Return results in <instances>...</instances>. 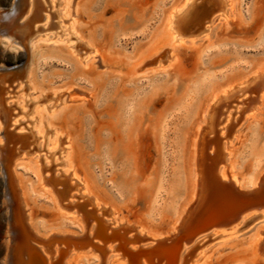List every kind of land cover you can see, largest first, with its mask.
I'll return each mask as SVG.
<instances>
[{"label": "rangeland", "instance_id": "rangeland-1", "mask_svg": "<svg viewBox=\"0 0 264 264\" xmlns=\"http://www.w3.org/2000/svg\"><path fill=\"white\" fill-rule=\"evenodd\" d=\"M41 1L45 9H51L36 5L31 14L36 20L30 23L39 26V16L48 13L56 24L51 28L54 39L61 37V42H38L27 54L2 36L16 28L22 7L18 0H0V29H4L0 30V67L19 65L27 55L29 70V86L22 90L8 80L3 82L2 76L0 107L6 106L12 114L21 105L30 109L44 98L50 97L47 103L54 106L60 102L57 108L40 110L42 123L60 135L59 149L52 153L47 150V139L31 132L38 125L21 132L22 125H10L9 120L0 125L7 155L6 159L0 157V264L8 263L10 245L16 253L13 264H29L23 252L27 245L29 259L34 260L42 246L52 264H111L117 254L126 264H141L142 260L158 264V257L152 261L151 254L176 251L184 264H264V254L256 248L264 219L257 216L242 225L239 235L226 239L208 234L199 240L198 236L213 227L196 232V226L189 230L183 224L169 238L184 208L192 203L193 143L205 109L233 83L240 90L229 100L227 110H240L231 114L227 131H235L230 155L238 190L251 189L264 173V100L254 114L244 113L259 84V79L250 83V76L260 70L264 73V0H232L228 12L213 13L220 16L214 18L208 32L172 46L170 33L175 28L167 19L183 0H54L53 8L50 0ZM189 1L194 9L190 18L207 2ZM14 4L17 9L11 14L8 8ZM62 39L72 43L81 61ZM90 47L95 51L89 52ZM164 48L166 56L173 51L175 62L162 69L153 56ZM222 125L217 124L206 137L220 136L217 129ZM16 132L26 141L11 140V133ZM66 143L64 158L61 148ZM64 168L85 183L101 208L73 189V180H67L69 187H65L63 180L68 176L62 172ZM45 174L54 180L51 188L61 204L79 210L81 222L60 213L52 194L40 182L39 176ZM20 219H26L25 223ZM157 234L164 237L165 244L155 243L153 235Z\"/></svg>", "mask_w": 264, "mask_h": 264}, {"label": "bare ground", "instance_id": "bare-ground-1", "mask_svg": "<svg viewBox=\"0 0 264 264\" xmlns=\"http://www.w3.org/2000/svg\"><path fill=\"white\" fill-rule=\"evenodd\" d=\"M34 1H35V3H34ZM42 3L43 2L41 0H18L17 4H19V6H21L22 8L24 7V8L23 9L21 8L20 12L19 11L17 12L18 13L17 18L14 15L15 18L17 19V21L15 19L11 18L12 20H15L17 22L16 28L13 25V27L15 29H13L11 31L2 32L3 33L2 36L4 39H6L8 42H10V44L13 43L16 46H18L19 48L23 49L24 52H26L27 54H28L29 50H31V48L38 42H41V41H44V42L45 41L46 42L47 41H49V42L50 41H52V42L60 41L61 42V37H60V39H54L55 32L52 31L51 28H54V26H56V24H55V22L52 23L50 21L51 18L49 17L48 13L45 12L44 14H41L39 16V17H41V19H40L41 23L39 26L33 25L32 23H30L31 20H36L35 17L31 16V14H33L32 12L34 11L33 9L35 8L36 5L39 4V6L41 8H43L44 10H50L51 9V8L45 9V6ZM50 3L52 4L51 7L53 8L54 7V0H50ZM17 4L10 6L8 8V12H10L12 14L14 11H16ZM231 8H232V0H207V2L204 3V5H200L196 9L195 16L190 18L191 17L190 16L191 9L192 10H194V9L191 8V2L189 0H183L182 4L177 8V10L170 11L169 15H168V19H167L168 23L172 22L173 25L171 27L175 28L174 29L175 31L174 32L172 31L170 33L171 38H170L169 46H172L173 42H177V44H181L186 39L192 41V40H194V37H192V36H196L197 34H199L201 32H208L214 18H217L218 16H220V13H217L215 15H213V13L218 12V11L228 12ZM38 11H40V10H38ZM51 11L53 12V9ZM3 16H5V14ZM54 16H56V15H54ZM5 19H7V18H5ZM0 20H2V19H0ZM203 22L207 23V24L202 25L201 23H203ZM9 23L11 24L10 21H9ZM9 23H7V25ZM7 27H10V26H7ZM0 28H1V26H0ZM2 30H4V29H2ZM9 30H10V28H9ZM70 30L73 31L71 26H70ZM74 34H75V32H74ZM75 36L77 37V35H75ZM185 36H191V37L186 38ZM62 40L66 43L67 47L71 50V52L75 56H77V58L81 61L82 58L79 57L76 54V52H74L73 49L71 48L72 43L68 42L65 39H62ZM89 50H90L89 52H94L95 48L90 47ZM166 54H167V52H166V49L164 48V49H161L160 51H157V53L155 52V54L153 56L155 58L154 60H157V61L160 60L158 63L159 64L162 63L161 65H159L162 69H165V68L170 67V66L172 67L173 66L172 64L175 62V55L173 54L172 50H170V52L167 56H166ZM87 55H85V57ZM83 60H85L84 57H83ZM28 71H29L28 70V57L26 55V59L23 62H21V64H19V65H15L13 67H0V83H2V80H1L2 76H5V77H3V82H5L4 80H8V82H11V85L13 84V86H18V90H22V89L29 86ZM260 71H256L253 75L250 76V78H251L250 83L259 79V84L257 83L258 88L256 91L253 89L255 91L253 97L251 96L252 98L250 100H249V98H250L249 97L248 101L246 102V107L244 110L245 115L254 114L255 111L259 108V106L261 105V103L264 100V73L260 72ZM244 82L246 83L247 81H244ZM255 82H257V81H255ZM249 84L247 83V85L244 86L245 88L244 87H243L244 89L242 88L243 92L246 91V88ZM254 86H256V85H254ZM4 87H7V86H4ZM235 88H236L235 84L233 83L228 88L223 89L221 91V93L216 94L215 98H213L214 97L213 96L211 104H209V105L207 104L208 106L205 109L204 120L202 122L203 124L201 123V127L199 126L200 129L197 133V136H195L194 143H193V145H194L193 159H194V168H195L196 173H195V180H194L195 183H194V188H193L194 193H192L193 196L191 199L192 203H191V205H187L184 208L183 213L181 214V216L177 220V223L172 227L171 233H169L170 239L171 238L173 239L175 237L176 233L180 231V229L183 227V226H181L182 224L184 225L185 229L187 227L189 230L192 228L194 229V226H196V229H197L196 232L201 230V229H205L207 227H209V228L213 227L207 233L205 232L204 234H201L200 236H198L199 240L203 239L208 234L213 236V238L226 239V238H229L232 236L239 235L240 233H238V231L240 230L242 225L245 222H248V220H250L253 216H257L261 219H264V173L261 175L260 178H258V181L255 180L254 183H252L251 189L245 190V191H240V190H238L237 184H236V180L238 181L239 179H235L236 177H235L233 170H232L233 165H232V160H231L230 154H231L232 140H233V136L235 135V131H234V128L229 129L227 131V125L231 119L230 118L231 114L233 112L237 113V111H239L240 109L234 110L233 112L228 111L227 109L231 106L229 103V100L234 98L236 96V92H238L240 90V89L236 90ZM245 99H246V97H244L240 101L241 102L243 100L245 101ZM49 100H50V97L44 98L42 101L36 102V104H34L30 109H26V108L24 109L23 105H21V103H20V105H21V106L19 105L20 108L16 111V113H12V114H11V111L9 112V109L6 106H4L2 108L0 107V114H1L0 115V125L2 126L8 120L10 122V125H22L18 129V132H21L25 127H30L32 125L31 126V128H32V127H35V125H38L35 128L36 130H34L32 128L31 132L34 131V133H36L38 138L39 137L46 138L48 141L47 143L50 145V147L47 148V150L50 153H52L53 151L59 149L58 146L60 143V140H59L60 135H57L55 133L57 130L54 131L51 128L47 129V127L44 125V123H42L43 121H42L41 114H40L41 109L47 110L48 107L50 108V107L54 106L53 105L54 103H51V102L47 103ZM210 102H211V100H210ZM59 103L58 104L56 103L53 108L59 107ZM61 105H60V107H61ZM223 106L225 107V109H222ZM29 115H31V116L28 117ZM8 116H10V119H8ZM43 119H44V117H43ZM220 123H223V125L217 129L218 131H220L219 132L220 136H216V137L214 136V137L207 138L205 134L212 132L215 129L216 125L220 124ZM225 128H226V131H224ZM48 131L50 133H47V135H46V132H48ZM228 134H230L229 135L230 137L225 140L224 138H226V136ZM10 137H11V140L16 139L17 141L21 140V142L26 141V138H19L17 135V132L11 133ZM222 138L224 140H222ZM48 144H46V146H48ZM2 146H3V140L0 139V147H1L0 148V157L6 159L5 158V156H7L6 150L4 149L5 147L3 146L4 148H2ZM68 146L69 145H67V143H66V145H64V147L61 148L62 149L61 153L63 154L61 157H64V154H65V156L67 155L66 153H68L67 152ZM206 149L209 150V153L208 152L206 153V151H205ZM56 159H57V157H56ZM66 160H67V158H66ZM208 160L210 161L209 163L206 162ZM3 161H5V160H3ZM61 162H64V160L63 161L61 160ZM68 167H70V166L68 165ZM62 172L66 176H68L65 180H63V184L65 185V187L68 186L66 184L67 180H68V182H69V180H73V182H71L72 186H73L72 188L76 189V190L77 189L80 190L79 194L82 197H86L88 199V201L92 202L93 205L95 204L96 206L101 208V204L96 200L94 195H92L91 193H89V191H87L88 188L86 190V187L84 185L85 183L83 181H81L77 177L76 174H73V172H72V174H70L71 171H69L68 168H66V169L64 168V170H62ZM39 178H40V182L43 185V187L45 189H47L52 194L53 199L55 201L54 203H56L57 209L60 211V213L71 214L81 222L80 214L77 213L79 210H77L74 206L69 205L67 203L61 204L60 200L58 199L57 192H54L51 188V185H53L54 180L47 178V174H45V177L40 175ZM230 181H231V184H230ZM14 191H15V189H14ZM15 192L18 193L17 190ZM17 193H16V196H17ZM72 194H70V196ZM59 195L63 197L65 194L60 192ZM10 198L12 199V196ZM19 198L20 197H18V200H19ZM13 200H15V199H13ZM104 205H106L105 207H107V208L109 207L107 204H104ZM15 207L17 208L16 205H15ZM255 207H261V209L259 208V210L258 209L257 210H250V209H253ZM78 208L81 209L80 207H78ZM110 211H111V208H110ZM244 211H245V213L243 215H241ZM85 214L90 215V213L87 210H86ZM24 217H26V216H24ZM20 220H22V219H20ZM25 221H26V219H25ZM25 221L23 222V220H22V223H25ZM130 225H131V223H130ZM139 229H140V231L143 230L142 227H139ZM188 229H187V231L189 232ZM18 231L20 232V236L22 237L21 228H17V232ZM181 231H184V230H181ZM187 231H185L186 234H187ZM14 232L16 233V231H14ZM181 233H180V235H181ZM67 235L71 236V238L72 237H78L75 234H67ZM153 238L155 240V243H158L161 241L163 242L164 237H162L160 234H157V235H153ZM28 242H31V241H28ZM68 242H67V244H68ZM11 244H13V243H11ZM79 244H80V246L82 245V243H79ZM158 244H160V243H158ZM10 246H12V245H10ZM10 246H9V250H8L9 258H8L7 264H13L14 263V259H12V257L14 256V254H16L13 247H10ZM160 246H161V244H160ZM168 246H170V245L168 244ZM28 247L29 246L27 245L25 247V249L23 248V250H24L23 252H24V256L26 258H28V260H30L29 264H52L51 258L48 256V251L46 249H44L42 246L40 248H38L39 249L38 250V256H35L34 260L29 259L30 255L28 254L29 253ZM95 247H97V246H95ZM109 248L112 249V246L110 245ZM133 248H135V247H133ZM160 248L161 247H159V249ZM185 248H187V246L184 245V249ZM256 248L259 249V252L264 254V226H263V229H261L258 232V237L256 240ZM57 250H58V246H55L54 252H56ZM150 250H151V248H150ZM88 251L90 253H92L91 249H88ZM141 251H145V249H143ZM145 252L147 253V251H145ZM145 252H143V253H145ZM150 254H151V252H150ZM21 255H22V253H21ZM139 255H141V254H139ZM151 255H152V261L154 260V258H156L155 256L158 257V260H157L158 264H162V261H164L165 264L166 263L167 264H184V262L182 260V254L179 251H176L173 253L171 252L169 254H159V255L151 254ZM54 257H55V255H54ZM150 260H151V258H150ZM146 261L142 260L141 264H148ZM126 262L127 261L125 258L121 257L120 254H117L116 262L111 263V264H126Z\"/></svg>", "mask_w": 264, "mask_h": 264}]
</instances>
